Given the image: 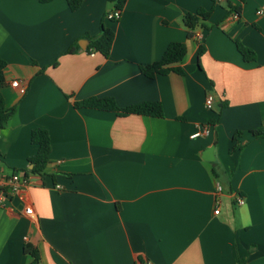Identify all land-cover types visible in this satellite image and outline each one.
<instances>
[{
    "label": "crops",
    "instance_id": "0c3cea01",
    "mask_svg": "<svg viewBox=\"0 0 264 264\" xmlns=\"http://www.w3.org/2000/svg\"><path fill=\"white\" fill-rule=\"evenodd\" d=\"M237 4L128 0L108 20L107 0L75 12L65 0H0L2 95L15 107L0 132L4 174L31 169L32 130L51 143L44 176L24 174L11 209H0V264H29L25 244L39 264H264V137L251 134L264 132V0L234 17ZM198 9L211 12L210 28L188 39L182 18ZM101 23L114 33L108 57L88 51ZM172 43L187 49L182 74L145 78L139 68ZM93 97L119 108L158 102L163 117L74 106Z\"/></svg>",
    "mask_w": 264,
    "mask_h": 264
},
{
    "label": "trees",
    "instance_id": "16d2710c",
    "mask_svg": "<svg viewBox=\"0 0 264 264\" xmlns=\"http://www.w3.org/2000/svg\"><path fill=\"white\" fill-rule=\"evenodd\" d=\"M50 1L52 0H41L42 3H48ZM65 1L71 12L77 11L83 3V0ZM127 1L128 0H107V3L111 6L112 11L121 13ZM237 1V6L229 7V10L236 15L240 13L241 7L246 2V0ZM210 15V11H205L203 9H198L194 13L184 14L182 22L187 30L188 39L195 37V31L198 28L201 30H209L210 27H208L206 23ZM113 38L114 33L111 28L105 27L104 24L101 23L100 36L89 40L90 45L88 47V51L91 50L100 53L104 57H108L113 43ZM235 45L238 52L245 61L250 62L255 60V53L253 51L246 48L238 41L235 42ZM76 51L77 49L74 46L69 48L67 54H72ZM186 51L187 49L185 44L172 43L167 47L160 61L140 67V73L147 79H154L157 76H165L170 73L182 74V70L176 65L183 60L186 55ZM204 52L205 48L203 44H199L197 53L198 59ZM5 65L6 64L3 61H0V132L3 130L6 122L13 116L15 112V107H8L2 95V90L6 87V82L3 75ZM198 67L200 68L199 64ZM74 106L76 108L115 112L121 115H137L153 118L163 117V109L161 104L158 102H144L126 108H119L112 98L93 97L83 102H76ZM251 134L253 137H264L263 131H253ZM30 141L37 147V153L35 156L29 158L28 162L32 168L24 172L25 177L28 175V173L40 177L44 176L51 152L49 134L44 129H34L31 131ZM23 251L25 254L31 257L29 264H39L40 257L36 248L30 244H25ZM238 264H243V262L241 261Z\"/></svg>",
    "mask_w": 264,
    "mask_h": 264
},
{
    "label": "built area",
    "instance_id": "2783aa9c",
    "mask_svg": "<svg viewBox=\"0 0 264 264\" xmlns=\"http://www.w3.org/2000/svg\"><path fill=\"white\" fill-rule=\"evenodd\" d=\"M262 12H257V15H261ZM120 16V13L117 11H113L107 15L108 20H117ZM234 17H237L236 14H233ZM11 87L17 89L21 94L25 92V87L21 86L18 81H11ZM213 97L211 95L205 98V108L207 110H212L213 108ZM207 133V129L203 128L201 130L196 131L194 134L191 135V139H196L203 134ZM25 186V178L24 173L20 171L12 172L9 175H5L3 169L1 167V160H0V209H11V199ZM217 193L221 192V187L217 186L216 188ZM236 203L238 205H243L244 201L242 198H237ZM216 210L215 214L219 213V199L216 200ZM25 214L27 216L32 215V208H26Z\"/></svg>",
    "mask_w": 264,
    "mask_h": 264
},
{
    "label": "water",
    "instance_id": "95a60500",
    "mask_svg": "<svg viewBox=\"0 0 264 264\" xmlns=\"http://www.w3.org/2000/svg\"><path fill=\"white\" fill-rule=\"evenodd\" d=\"M205 160L206 161H213V147L211 149H208L205 151Z\"/></svg>",
    "mask_w": 264,
    "mask_h": 264
}]
</instances>
